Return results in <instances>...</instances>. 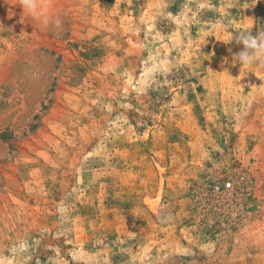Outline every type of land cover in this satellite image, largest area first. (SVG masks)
Returning <instances> with one entry per match:
<instances>
[{
    "label": "rangeland",
    "instance_id": "rangeland-1",
    "mask_svg": "<svg viewBox=\"0 0 264 264\" xmlns=\"http://www.w3.org/2000/svg\"><path fill=\"white\" fill-rule=\"evenodd\" d=\"M34 5L0 0V264H264V0Z\"/></svg>",
    "mask_w": 264,
    "mask_h": 264
},
{
    "label": "clouds",
    "instance_id": "clouds-1",
    "mask_svg": "<svg viewBox=\"0 0 264 264\" xmlns=\"http://www.w3.org/2000/svg\"><path fill=\"white\" fill-rule=\"evenodd\" d=\"M22 3L29 11H34V0H22ZM56 24L59 25L60 21L57 20ZM235 39L237 43H243L244 50L234 56V63L239 62L242 65L258 64L264 66V32H261L257 36H253L251 33L238 32Z\"/></svg>",
    "mask_w": 264,
    "mask_h": 264
},
{
    "label": "bare ground",
    "instance_id": "bare-ground-1",
    "mask_svg": "<svg viewBox=\"0 0 264 264\" xmlns=\"http://www.w3.org/2000/svg\"><path fill=\"white\" fill-rule=\"evenodd\" d=\"M160 199H161V194L158 193V197L152 200V203L156 205L160 202Z\"/></svg>",
    "mask_w": 264,
    "mask_h": 264
},
{
    "label": "built area",
    "instance_id": "built-area-1",
    "mask_svg": "<svg viewBox=\"0 0 264 264\" xmlns=\"http://www.w3.org/2000/svg\"><path fill=\"white\" fill-rule=\"evenodd\" d=\"M231 184L229 183L228 186H230Z\"/></svg>",
    "mask_w": 264,
    "mask_h": 264
}]
</instances>
